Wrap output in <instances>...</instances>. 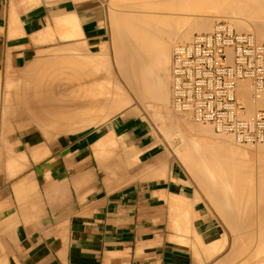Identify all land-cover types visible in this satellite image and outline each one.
I'll return each instance as SVG.
<instances>
[{"label": "crops", "instance_id": "0c3cea01", "mask_svg": "<svg viewBox=\"0 0 264 264\" xmlns=\"http://www.w3.org/2000/svg\"><path fill=\"white\" fill-rule=\"evenodd\" d=\"M108 1L125 4L0 0V147L8 122L68 131L53 140L20 132L0 160V264H225L238 248L219 252L208 203L146 120L119 114L78 130L97 121L90 112H114L112 93L95 85L99 71L110 77L108 63L33 64L67 45L107 42ZM25 81L13 97L10 85ZM100 137L116 146L98 148Z\"/></svg>", "mask_w": 264, "mask_h": 264}, {"label": "bare ground", "instance_id": "6f19581e", "mask_svg": "<svg viewBox=\"0 0 264 264\" xmlns=\"http://www.w3.org/2000/svg\"><path fill=\"white\" fill-rule=\"evenodd\" d=\"M140 1H142V2H140ZM149 1L150 0H148V3H149ZM178 1L179 2L181 1L182 4H180L181 2L176 3L177 1L174 0V2L176 4H178L177 5L178 7L180 5H181L180 7H182L183 3H185V2H183V0H178ZM187 1H186V4H187ZM190 1H191V3H190ZM196 1H198L200 4H202L205 1L208 3V0H203V1H201L202 3L199 0H196ZM211 1L214 3L212 4V2H210V0H209V2H210L208 4L209 7L211 5L213 6L214 4H216L215 0H211ZM216 1L218 3V0H216ZM144 2L147 3V0H145ZM151 2L153 3V1H150L149 4H152ZM157 2H158V0H157ZM161 2H163V0ZM171 2L168 4H171ZM174 2H173V5L171 4L172 8L176 5ZM188 2L190 3V4H188L189 7H191V8H189V7L188 8L191 9V11L193 9L197 10V8H194L195 6L192 4V3H194V1L192 2V0H189ZM206 2L203 3V9L201 8L202 10L207 8ZM139 3H143V0H139ZM139 3L137 0V4H139ZM164 3H166V2L164 1ZM153 4H155V3H153ZM219 4H220L219 6L222 7V9L225 7L224 9H226L227 12H228V7H229L230 13L234 12L235 9L239 10V11L235 10L236 11L235 13H237V12L240 13V11H243L242 12L243 15H245L244 12L251 11V13L250 12H248V13H249V16L250 15L252 16L253 12H254V14L256 16L254 15V16H252V18L255 17V19H250V20L246 19V21H245V20H243V19H245V17L244 18H243V16L239 17L236 14L239 18L234 17V19H231V22L228 21V19H227V21L232 26L234 25L233 27L235 28V30H237V31L243 30L242 32H246V33L251 34V36L254 38V40L256 42L264 43L261 41L259 42V40L264 41V1L263 0H219ZM171 5H170V7H171ZM143 6H145V5L143 4ZM157 6H158V4H157ZM184 6L185 5H183L182 9L185 8V10H186L187 7L186 6L184 7ZM201 6L202 5H200V7ZM204 6H205V8H204ZM192 7H193V9H192ZM232 7H234V8H232ZM143 8L147 9V7H143ZM162 8H163V6H162ZM230 8H231V10H230ZM182 9H180V10H182ZM157 10H159V9H157ZM220 10H221V8H220ZM142 12H140V13L142 14ZM145 13L147 14V12H145ZM158 13L160 14L159 11H158ZM174 13L175 12L172 13L173 16H165V14L163 16H162V14H161V16L159 14H157V16H156V14L154 12L155 16H152L153 13L152 14L149 13L150 14V15H148L149 17H142V16L138 17V14H135V13H133V16H131L132 13L128 14L129 16L125 14L126 16H124V17H126V19H125L126 21L121 19V21H123V24H125L124 28H122L123 25H121L120 22H118L120 24L121 28L117 27L118 29L115 32V33H118V30L119 29L121 30L120 31L121 34L118 33V35L115 37L116 39L118 38L119 34L120 35L123 34L122 36H119L120 40L117 39L116 42H115V38H114V42L116 44V45L114 44V46H116V47H114L115 48L114 49V51H115L114 52L115 53V63L117 64L116 66L118 67V72H120L119 74H121V76L124 78L123 80H125L124 81L125 84L131 90L133 95L138 100H140V102H141V100L144 102L146 101L147 103H149L148 107L149 106L150 107L154 106L153 108L157 107V108L153 109V110H155V112H156V110L157 111L158 110L164 111V107H166L165 103L169 100L168 98L171 94L170 84H169V82H171V79H172V75H171V71H170L171 55H172L173 49L176 48V45L178 44L177 43V44H174V46H172V43L176 42L175 40H180L179 43L187 42L190 39L189 35L192 34L193 31L194 32L195 31L196 32H201V31L206 32V31H210L213 28V25L210 28V25H209L210 21L208 20L209 18L206 20L207 16H205V14L203 15V16H205V19H202L203 17L198 19V17H197V19H198L197 21H196V18H194L195 21L192 23H189V21L191 19L189 20L188 16H185V17L181 16L182 18L184 17L182 19L181 17H178V15H177V18H176V17H174ZM242 13H240V14H242ZM170 14L171 13L166 14V15H170ZM136 15L138 18L136 17ZM150 16H152V17H150ZM124 17H123V19H124ZM186 17H188V19H187L188 22L186 20ZM248 18H251V17H248ZM224 19H225V17H224ZM124 21H125V23H124ZM250 27L252 28V31L254 34H252V32L247 31V30L251 29ZM122 32H124V33H122ZM190 37H191V35H190ZM255 37L257 38V40L255 39ZM182 40H184V41H182ZM168 85H169V88H168ZM117 86H119V85H117ZM117 88H119V87H117ZM117 88L112 94V104H113L112 109L114 111H117L120 108L127 106V104L129 103V100H130L129 95L126 93V91H124V89L122 90V89H117ZM168 89H169V91H168ZM235 95L245 106L244 116H247V117L251 116L253 114L255 106L258 104V101H256L257 103H255L252 100L250 81L249 80H237L236 85H235ZM170 98H171V96H170ZM141 103H143V102H141ZM170 106H171V102H170ZM171 108H172V106H171ZM174 111H176V110H174ZM156 114H159V113L157 112ZM162 114L163 113H161V115H158V116L160 117V116H162ZM153 115H154V113H153ZM183 115L187 116L186 114H183ZM165 116H170V115H168V113H166ZM166 121H168V120H166ZM192 121L198 122V123H203V126L199 125L198 127H193L192 129H190V130L194 131V135L188 139L189 140V153H186L183 156H186L187 163L191 165L192 169L194 170V174L201 175L200 177L202 178V180H203V178L208 180L207 185L209 186V188L211 187V189H212L210 191H212L215 194L217 193V191H219V192H222V195L227 196V194L229 192H239L240 194H242V192L247 188L249 190H252V185H250L251 183L249 182V181L252 182V180H249V179H251V176L253 174H255V172L257 171L258 177H260V179H262L260 186H259V189L262 192V194L264 195V150H263L264 149V142H255V143L241 142L231 132H223V131H217L216 132L211 123L199 122V121H194V120H192ZM174 122L175 121L171 122L170 124H172ZM188 122H185V123H187L189 125L192 123V122L191 123H188ZM180 124L177 125L179 127L177 129L178 134H180L182 132L180 130V127H181ZM187 124L186 125L184 124V125L187 127ZM170 126H172V125H170ZM161 127H162V125H161ZM165 129H167V128H165ZM161 130H163V129H161ZM212 131L214 132V135H213ZM204 133H208L209 135L211 134V136L212 135L216 136L217 134L219 136L220 135L221 136L218 137V135H217L216 140H202L200 138V135H202ZM222 134H225V135H222ZM180 140H181V142H184L183 136H180ZM233 140H235V141H233ZM232 141L234 143L236 142V144L234 145V143ZM237 143H239V146H237ZM240 144H243V145L245 144L247 146L248 145H250V146L254 145L255 147H257V148L254 147V149H255L254 152L257 153L255 155L256 156L258 155L257 160H256V168H254V166H252V161L250 159L252 156V152L250 151L251 152L250 153L249 150L248 151L245 150V148L241 147ZM215 177H218L219 179H221L222 184L217 185V186H214L213 184H211V180L209 181V178L212 179ZM245 180H248V182L250 184ZM236 181H238V182H236ZM207 185H206V187H207ZM218 199H217L218 204H220L221 201H227L226 198L222 199L220 201ZM228 205H229V209H226V207H225V208H222L220 211L224 213L223 217H224V219H226V221L228 223H230V224L233 223V226L235 227V229L237 228L239 231L243 232V235L242 234L241 235H242V239L245 240L244 242L248 243V241L250 240L249 237H251L254 234H257V238H258L257 242H258L260 247L258 246L257 248H253L255 250L250 255V258H248L247 260L245 259V261H243V264H264V245H263L264 244V197H262V202H261V205L258 209V217H257L258 224H254V216H253L254 208L252 207L251 203L243 202V201L241 202L240 200H237L235 202V204L228 203ZM233 226H230V227L232 228ZM254 227H257L258 231ZM253 228L256 230V233H253L254 232L252 230ZM244 233H245V235H244ZM220 234H221L220 239L214 241V243L216 242V244L217 243L219 244V247H222L224 244L225 237H223L221 229H220ZM241 235L239 236L240 238H241ZM245 238H247V239H245ZM259 239H261V240H259ZM195 240H196V238H195ZM261 241H263V242H261ZM235 242H237V240ZM252 242L255 243L256 241H252ZM237 243L240 244L239 242H237ZM250 243H251V241H250ZM254 243H252V244H254ZM260 243L263 246L260 245ZM211 244H213V242ZM231 244H232V242H231ZM238 244L236 245V247L238 246ZM256 244H254V245H256ZM241 245H242L241 247L243 248L244 247L243 245H245V244L241 243ZM254 245L253 246L250 245V246L254 247ZM229 246H231V245H229ZM233 246H232V248H233ZM219 247H218V250L220 251ZM241 247H239V248H241ZM242 248L239 250H242ZM229 249H231V248H229ZM244 249H243V251H244ZM249 249H251V248H249ZM237 250H236L237 253L234 252L235 254L233 253V255H235V256L238 254L242 255V253L245 254V253L249 252V251H247L248 249L246 250V252L240 251L242 253L238 252ZM231 251H232V249H231ZM262 253H263V255H261ZM233 255H232V257L231 256L230 257L234 258ZM260 255H261V257H260ZM242 256H244V255H242ZM246 256H247V254H246Z\"/></svg>", "mask_w": 264, "mask_h": 264}, {"label": "rangeland", "instance_id": "374dc122", "mask_svg": "<svg viewBox=\"0 0 264 264\" xmlns=\"http://www.w3.org/2000/svg\"><path fill=\"white\" fill-rule=\"evenodd\" d=\"M123 1H125V4H120V3H117V2L110 3L108 1V16H105V17H106V20H107V26H108V28L110 30V33H109V40L107 42H105L104 44H101V45H99L97 47H94V48L93 47H90V46H87L84 43H82V44L81 43H78V44L67 45L66 47L54 49L53 51L49 52L43 58L34 61L33 64L38 67L39 65L47 64V63L48 64L49 63H51V64L52 63H54V64L55 63H63V64H66V63H69V62L72 63V62H74L76 60H80L81 62H86L87 64L94 63V68L97 70L96 67H97L98 64L99 65H102V66L103 65L105 66L108 63V65L110 67V73H111V75H110V77H107L106 74L103 71H101V72L99 71L97 73V77H96V81H95V85H96V89H97L96 92L98 91V94H99L100 93L99 90L103 89L104 90V98H105L107 95H109V93H112L113 94V92L116 90V88L119 87L117 89H122V90L124 89V91H126V93L129 95V99H130L129 100V103L127 104V106H124L123 108H120L119 110L114 111V112H112L109 115H105V113H106L105 112V107H103V106L100 107V110H98V111H92V112H90L89 118L90 117H93L97 121L94 122V123H91L88 127H84V128L78 129V130H82V129L90 128V127H97L98 125H100L104 121H107L111 117L116 116V115H119V114H122L124 117L127 116V115H131V116H134L136 118H142V119L146 120L149 123V125H150V130H151V132H152V134H153V136L155 138L156 143H158L162 148H164V151L167 152V154L169 156V160H175L182 167L183 171L185 173H188L190 175V177L192 179L191 180V183L194 184L195 187L200 190L201 195L204 196L205 201L208 203V205L210 207V210H211V213H212V216L218 222V224L220 226V229H221V232L223 234V237H225L224 244L222 246V249H220V251L227 255V254H229L231 252V249H233L231 247L233 245L236 246L238 244L237 242L240 243V244H238L237 248H239V247L242 246L241 243H244L246 246L243 245L244 247L243 248L241 247L242 250H239V251H243V249L245 248L243 252H246V250L248 249L247 250V251H249L248 253H245V254L243 253V255L245 257L242 256V258L244 257L243 260L245 261V259L247 260L248 258H250V255L255 250L253 248H257L259 246V244L257 242L258 241L257 234H254L251 237H249L250 240L248 241V243H245L244 242L245 240L242 239L243 232L239 231L237 228L235 229V227L233 226V223H231V224L228 223L226 221V219H224V217H223L224 216V213L221 212L220 210L222 208H225V207H226V209H229L228 203L235 204V202L237 200H240L241 202L242 201L243 202H249V203L252 204V207L254 208V211H255V212L253 211L254 224H258V219H257V217H258V209H259V207L261 205L262 197H264V195L262 194V192L259 189V186H260V183H261L262 179H260V177H258V175H257L258 172L256 171L255 174H253L251 176V179H249V180H252V182L249 181L251 184L248 182V180H245L250 185H252V190H249L247 188V189H245L242 192V194H240L239 192H229L227 194V196L222 195V192L219 193V195H222L223 197H219L215 193L212 194V191H210V190H212L211 187L209 188V186L207 185L208 180L207 179H204V178L202 180V178L200 177L201 175L194 174V170L192 169L191 165L187 163L186 156H183L184 154L189 153V140L188 139L191 136L194 135V131H192L190 129H192L193 127H198L199 125H202L203 126V123L193 122L192 120L189 119V117L184 116L183 114L177 113L176 111H174L171 108V106H170V96L168 98L169 100L165 103L166 104V107H164V111L163 110H161V111H159V110L157 111L156 110V112H155V110H153V109H155L157 107H155V108H153L154 106L153 107L152 106L151 107L150 106L148 107L149 103H147L146 101L144 102V101L141 100V102H143V103H141L140 100H138L133 95V93L131 92V90L127 87V85L124 82L125 80H123L124 78L121 76V74H119L120 72H118V67L116 66L117 64L115 63V53H114L115 52L114 51L115 48L114 47H116V46H114V44L117 41V39L120 40L119 36H122L123 35V34L120 35L121 34L120 33L121 30L119 29L118 30V33H120V34H119V36H118L117 39L115 38L118 35V33H115L116 30L118 28H121L120 27V24L123 25L122 28H124V26H125V24H123V21H121V19L122 20H125L126 17H124V16H126V15H128L130 13H132L131 16H133V13H135V14H138V17L139 16L149 17L148 15H150L152 13H153L152 16H155V14L157 16V14H159L158 11L160 12V14H159L160 16H161V14H162V16L164 14H165V16H173L172 13L175 12L174 13V17H176V18H177V15H178V17L188 16L189 17V20L191 19L189 21V23L194 22L195 21L194 18H196V21H197L198 19H200L202 17H203L202 19H205V16H207L206 17V20L209 18L208 20L210 21V24L209 23L208 24L210 25V28L212 27L213 23L217 19H224V17H225L226 20L228 19V21L231 22V19H234V17L239 18V17H242L243 16V18L245 17V19H243V20L246 21V19H249V20L250 19H255V17L252 18V16H254L255 14L253 12V15L252 16L251 15L249 16V13L248 12L251 13V11L244 12L245 15H243V13H242L243 11H240V13H242V14H240L238 12L235 13L236 11H239V10H236V9H235L236 11L234 10V12H231L230 13L229 7H228V12H227V10L224 9L225 7L223 8L224 9L223 10L222 7L219 6L220 5L219 4V0H218V3L215 0V3L216 4H214L213 6L210 4L211 5L210 7H209L208 4L210 2H212V1L210 0V2H209V0H208V3L205 1L206 2V5H207L206 6L207 8L204 9V10H202V9H203V3H205V2H203V3L201 2L203 0H199L202 4H200L196 0H192V2L194 1V3H192L195 6L194 8H197V10L196 9L194 10L193 7H192V9H193L192 11H191V9H189V8H191L188 5V4L191 3V1H190V3L188 2L189 0L188 1L187 0H183V2H185V3H183V5H185L187 7L186 10H185V8L182 9L183 5H182V7H180L181 5L179 7L177 6L178 4H176V3H180L181 2V1L179 2L178 0H175V1H177L176 3L174 2V0L173 1L172 0H167V1L166 0H163V2H161L162 0H158V2H157V0H150V1H153V3H155V4H153L152 2H151L152 4H149L150 1L148 3V0H147V3L144 2L145 0H143V3H139V0H138V3L139 4H137V0H135V1L134 0H130V1L129 0H123ZM164 1L166 3H164ZM186 1H187V4H186ZM140 2H142V1H140ZM170 2H171L172 5H173V2L176 5L174 4L175 6L172 8V5L171 4H168ZM213 3L214 2H212V4ZM143 4L145 6H143ZM157 4H158V6H157ZM180 4H182V2ZM161 5L163 6V8H162ZM170 5H171V7H170ZM200 5H202V6L200 7ZM143 7H147V9L146 8H143ZM204 8H205V6H204ZM220 8H221V10H220ZM232 8H234V7H232ZM157 9H159V10H157ZM180 9H182V10H180ZM230 10H231V8H230ZM139 11L140 12L143 11L142 14ZM144 11L147 12V14ZM154 12H155V14H154ZM169 13H171V14L170 15H166V14H169ZM204 14H205V16H203ZM122 16L124 17V19H123ZM152 16H150V17H152ZM247 16L248 17H251V18H248ZM136 17H137V15H136ZM188 17H186V20L188 19ZM197 17H198V19H197ZM125 21H124V23H125ZM118 22H120V24ZM187 22H188V20H187ZM250 30H247V31L248 32H252V34H254L253 31H252V28ZM239 31H241V30H239ZM122 33H124V32H122ZM190 35H189V38H190ZM114 38H115V42H114ZM255 39L257 40L256 37H255ZM175 41L176 42H173L172 43V46H174V44L179 43L180 40H175ZM182 41H184V40H182ZM260 41L261 42H264L263 40H259V42ZM108 80L114 81V82L112 84H108L107 85V81ZM169 84H170V82H169ZM15 85L14 84H11L10 87H9L10 90L12 91L13 97H14V94L13 93H14L15 87H18V90H19L18 91V94H19V96H22V91H23L24 88H26V86L28 85V83L25 81L23 83H18L16 86ZM117 85H119V86H117ZM168 88H169V85H168ZM3 89H4V85H3ZM3 89H2V84H1L0 85V93L3 92ZM168 91H169V89H168ZM0 99H1V97H0ZM104 101H105V99H104ZM12 104L13 103H11L10 105H12ZM10 112H11V110H9V113ZM157 112L159 114H156ZM153 113H154V115H153ZM161 113H163L162 114L163 117L162 116H160V117L158 116V115H161ZM166 113H168V115H170V116H165ZM84 119H85V116L78 117L71 125L74 126L76 124H80L81 122L84 121ZM166 120H168V121H166ZM173 121H175V122L172 123V124H170ZM18 122H24V120H21V121L19 120ZM185 122H188V123H191L192 122L193 124L191 123L189 125V124H187ZM8 123L9 124H8V126L6 128L7 129L6 135L9 138L8 145H6V144L5 145H1V147H0V160H2L3 158H5L6 155L9 153V151H11V150L12 151H15L14 150L15 148H14V144L13 143L17 140V136L19 135L20 132H24V131H36V132H38V134L44 140H53V139H56L59 135H61L63 133H68V131H64V132L61 131L59 133L58 126L56 127L54 125V123H50V124L46 125L44 131H42L41 128H39V127H37V126H35L33 124H26V125H23V126H20V127H14L13 126V128H12L11 123L10 122H8ZM179 124L181 125L180 130L182 131L180 134H178V132H177V129L179 128L177 125H179ZM184 124L185 125L187 124V127ZM161 125H162V127H161ZM170 125H172V126H170ZM165 128H167V129H165ZM161 129H163L164 131L161 130ZM213 135H214V132H213ZM213 135L211 136V134L209 135L208 133H204V134L200 135V138L202 140H216L218 134L216 136H213ZM222 135H225V134H222ZM180 136H183L184 142H181ZM220 136L218 135V137H220ZM113 138H115L114 135H113ZM233 141H235V140H233ZM96 143L97 144L95 146H98V148H100V149H104L105 147H110V146H116V145L112 144L111 142L107 141L104 137L103 138L102 137L98 138L97 141H96ZM235 144H236V142L234 143V145ZM237 146H239V143H237ZM240 146L241 147H244L245 150H247V151L249 150V152L250 151L252 152V156H251L250 159L252 161V166H254V168H256V160H257V156L258 155L257 156L255 155V154H257V153L254 152L255 151V149H254L255 146L252 145L253 146L252 147L250 145L247 146L245 144L244 145L243 144H240ZM255 148H257V147H255ZM130 155L131 156H134L132 153H130ZM3 165H4L3 163L0 164V170L2 168H4ZM210 180H211V184H213L214 186H217V185L222 184V180L219 179L218 177H215V178H212V179L209 178V181ZM236 182H238V181H236ZM206 185H207V187H206ZM225 198L227 199V201H221L220 204H218L217 199L220 201V200L225 199ZM230 226H233L234 228L233 227L231 228ZM254 228L258 231V228L257 227H254ZM254 228L252 229L254 231L253 233H256V230ZM240 235H241V238L239 237ZM244 235H245V233H244ZM245 239H247V238H245ZM236 240H237V242H235ZM259 240H261V239H259ZM250 241H251V243H250ZM252 241H256V242L254 243ZM231 242H232L233 245L231 244ZM261 242H263V241H261ZM252 243H254V244L257 243L258 245L257 244L254 245ZM229 245H231V246H229ZM250 245L251 246L254 245V247H251ZM260 245H262V244L260 243ZM229 248H231V249H229ZM241 248H239V249H241ZM249 248H251V249H249ZM246 254H247L248 257L246 256ZM239 255L240 254H238L236 256H233L234 258L229 257V259L225 262V264H237ZM261 255H263V253ZM261 255H260V257H261Z\"/></svg>", "mask_w": 264, "mask_h": 264}, {"label": "built area", "instance_id": "2783aa9c", "mask_svg": "<svg viewBox=\"0 0 264 264\" xmlns=\"http://www.w3.org/2000/svg\"><path fill=\"white\" fill-rule=\"evenodd\" d=\"M171 106L241 142H264V43L217 19L210 31L193 32L171 55ZM237 80H249L253 114L235 95Z\"/></svg>", "mask_w": 264, "mask_h": 264}]
</instances>
